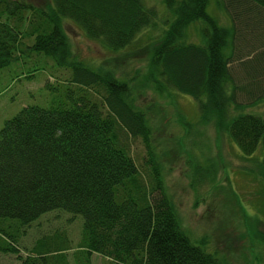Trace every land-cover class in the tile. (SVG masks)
<instances>
[{
    "label": "trees",
    "instance_id": "1",
    "mask_svg": "<svg viewBox=\"0 0 264 264\" xmlns=\"http://www.w3.org/2000/svg\"><path fill=\"white\" fill-rule=\"evenodd\" d=\"M163 2L172 19L154 46L145 82L85 63L71 51L63 29L71 20L90 39L121 50L155 24V9L142 0H50L45 8L0 0V69L36 55L69 72L64 85L58 79L45 84H59L57 100L23 107L0 129V234L10 236L11 224L23 227L61 209L83 218L76 264H90L93 253L121 264L225 263L182 228L151 144L150 117L136 98L147 83L159 92L191 96L201 122L213 120L247 159L260 152L255 162L264 180V114L240 111V78L230 66L252 49L240 63L247 85L257 91L248 103L264 98V0H221L228 27L207 12L210 0ZM196 20L202 39L186 42L184 31ZM91 88L101 89L99 101L87 95ZM133 138L145 147V175L132 155ZM56 245L40 243L39 264L52 258L61 263L65 246ZM12 246L0 244V251Z\"/></svg>",
    "mask_w": 264,
    "mask_h": 264
},
{
    "label": "rangeland",
    "instance_id": "2",
    "mask_svg": "<svg viewBox=\"0 0 264 264\" xmlns=\"http://www.w3.org/2000/svg\"><path fill=\"white\" fill-rule=\"evenodd\" d=\"M27 1L40 8L50 3V0ZM142 1L155 9V24L140 32L131 45L111 51L101 41L87 37L76 23L65 20L63 29L71 51L93 67L114 71L119 77L142 76L140 79L145 81L144 78L149 77L148 65L154 46L160 41L163 29L168 27L165 21H170L172 16L163 0ZM220 2L210 0L207 12L216 18L219 25L228 27L230 17ZM201 27L202 22L198 20L188 25L184 40L200 43ZM24 42L30 43L31 40L26 38ZM244 51L245 54L240 56L241 62L232 60L230 63L240 78L237 88L243 89L236 91V100L244 104L240 111L263 115L264 98L248 103L257 91H252L247 85L248 79L240 70L243 62L253 55L252 49L245 48ZM35 57L32 55L31 59H39L35 62L36 70L28 58L23 64L0 69V129L23 107L49 106L57 100L59 84L64 85L69 77L68 70L59 68L51 59ZM55 79L59 84L55 83L54 88L45 86ZM134 83L140 85V82ZM146 86L137 92L140 95L136 101L145 107L150 117L151 144L160 161L163 183L182 228L192 240L202 238L206 241V250H216L224 264H264V180L255 162L260 152L247 159L227 132L218 129L213 120L201 122L197 101L191 96L173 89L159 92L151 83ZM71 87L75 88V85L71 84ZM100 90L91 88L87 95L99 101ZM130 144L135 162L145 175L149 171L144 164L145 147L140 138H133ZM7 229L11 234L1 233L0 244L11 246L12 243L14 250L11 253L0 251L1 262L39 264L40 243L44 244L43 248L50 249L56 244L65 246L61 252L65 258H61L58 264H76L77 258L81 257L76 251L82 240L81 215L55 209L41 214L28 225L11 224ZM48 260L54 264L56 259ZM89 263L121 264L97 253L90 255Z\"/></svg>",
    "mask_w": 264,
    "mask_h": 264
},
{
    "label": "crops",
    "instance_id": "3",
    "mask_svg": "<svg viewBox=\"0 0 264 264\" xmlns=\"http://www.w3.org/2000/svg\"><path fill=\"white\" fill-rule=\"evenodd\" d=\"M10 234H11V233H10ZM11 245H12V244H11ZM6 252H7V253H11V252H13V251L7 250ZM0 263H2V264H11L10 262H1V261H0Z\"/></svg>",
    "mask_w": 264,
    "mask_h": 264
},
{
    "label": "bare ground",
    "instance_id": "4",
    "mask_svg": "<svg viewBox=\"0 0 264 264\" xmlns=\"http://www.w3.org/2000/svg\"><path fill=\"white\" fill-rule=\"evenodd\" d=\"M228 13V12H227ZM228 15H229V13H228ZM230 20V19H229ZM230 23H231V21H230Z\"/></svg>",
    "mask_w": 264,
    "mask_h": 264
}]
</instances>
